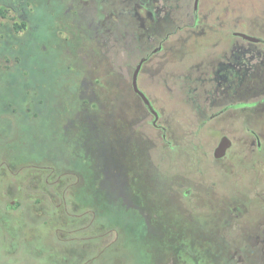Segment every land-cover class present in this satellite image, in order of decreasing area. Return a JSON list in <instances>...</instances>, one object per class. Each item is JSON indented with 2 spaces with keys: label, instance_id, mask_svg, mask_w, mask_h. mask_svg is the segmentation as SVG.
Wrapping results in <instances>:
<instances>
[{
  "label": "flooded vegetation",
  "instance_id": "1",
  "mask_svg": "<svg viewBox=\"0 0 264 264\" xmlns=\"http://www.w3.org/2000/svg\"><path fill=\"white\" fill-rule=\"evenodd\" d=\"M41 1L58 14L56 37L72 42L63 50L75 94L63 108L61 130L68 150L64 157L26 154L22 123L34 127L42 116L40 98L36 108L28 105L42 91L21 86L29 99L22 108L0 93V229L26 243L38 238L44 245H36L32 257L39 264H132L136 257L127 244L134 237L145 246L140 264H264V220L256 229L247 228L251 196L217 195L214 184L172 178L152 155L197 151L224 171L221 164L231 162L239 146L256 162L264 160V134L251 129L239 137L221 136L211 151L205 143L209 134L175 135L170 128L182 121L201 129L217 121L230 123L228 118L247 124L248 109L264 105V99L259 105L248 103L249 94L264 95V30H229V37L214 41L216 54L209 60H189L185 66L176 59L163 83L172 84L189 111L179 119L163 116L156 105L152 74L162 68L156 58L160 52L191 40L156 32L211 28L213 3L201 8L200 0L195 9L194 0L191 11L193 0H11L10 5L5 0L0 4V82L9 78L14 83L13 74L28 80L20 48L36 41ZM229 14L226 9L224 17ZM73 29L80 40L72 39ZM34 45L47 53L44 41ZM224 137L231 146L216 158ZM229 168L231 174L235 166ZM120 216L127 226L112 221ZM238 230L235 241L231 237ZM153 239L155 247L150 246Z\"/></svg>",
  "mask_w": 264,
  "mask_h": 264
},
{
  "label": "rangeland",
  "instance_id": "2",
  "mask_svg": "<svg viewBox=\"0 0 264 264\" xmlns=\"http://www.w3.org/2000/svg\"><path fill=\"white\" fill-rule=\"evenodd\" d=\"M4 1L0 0V3ZM208 3H213L216 7L215 16L212 17L210 22L211 28L176 32V29L173 27L156 32L157 36L163 37L168 32H175L172 35V39L184 38L191 40L188 42V45L178 47L177 49L176 46H168V48L172 49L165 48L156 56L158 62L162 61V68L160 67V71L152 74L151 94L163 116L184 119L189 115L187 108L182 107L181 94L170 89L172 87L171 83H163L164 75L167 72L169 73V71H173L174 67H176V59L182 61L185 66L189 60L200 58L209 60L216 54L214 41L218 38L229 37V30H249L248 32L264 30V0H202L200 7H205ZM47 6L45 2L41 1L36 10L35 19L40 24V31L37 32L35 37L36 41H33L28 46L24 44L20 48V54L25 59L23 60V64L29 70L30 76L28 80L26 81V78L22 75L13 74V78L15 77L14 83L9 78H5L0 82V93H2L4 98H9L10 96L16 100L17 105L22 108L26 106L29 99L27 97L28 94L20 87H34V85L39 87L42 92L37 95L34 94L35 96L32 98L33 103L29 100L30 103L28 105H33L36 108L38 106L36 100L40 98L43 101L41 107H44V111L39 120L36 121L34 127L22 123L21 129L26 139L24 150L27 152L26 154L30 155L34 154V152L44 151L52 153L53 156L64 157L67 154L64 150L67 151L68 149L64 142L65 134L61 130L66 120V110L63 108L68 107L69 102L73 100L75 94L73 89L74 83L70 79L71 73L66 68L67 52L63 50L66 45H72V42L62 43L56 37L55 24L60 20L58 14L51 13ZM193 7L194 0L191 3V11ZM226 9L230 14L225 18ZM184 12H186V9H184ZM218 15H221V19H217ZM72 33H74V37ZM63 36L65 37L66 34H63ZM71 37L75 39L74 41L81 39V36L75 29L72 30ZM39 41H44L47 44V53L41 54L35 48L36 44L34 45V43H38ZM27 42L29 43L30 40H27ZM170 43L171 41L167 44ZM70 83L71 86H69ZM30 95L32 97V93ZM262 99H264V95L260 97L248 95L249 104L258 102L259 105ZM109 100L112 102L113 98ZM250 108L245 117L249 119L246 125L241 121H236L232 124L233 120H229L228 118L226 122L230 123L217 121L213 126H205L200 129L197 126H190L189 124H184L182 121H178L176 125L170 126L171 133L175 135L194 133L200 137L209 134L205 140L206 149L213 151L223 135L239 137L248 133L246 129L264 134V105L257 106L256 108L253 107V110ZM223 118H227V115L223 116ZM240 150L238 146L237 150L233 153L232 161L229 162L227 160L221 164L227 175L214 163L211 157L202 156L197 151L188 152L186 149L183 151L157 150L152 155L162 161L164 171L172 178L186 176L197 179L205 185L214 184L217 195L234 197L235 194H238L243 199L251 196V199H249L251 209L247 218V228L256 229L258 223L264 220V160H260L261 163L256 162V158L251 159L249 154L247 155ZM230 165L235 166V168L231 174H228L232 170L229 168ZM227 168L230 171L227 172ZM107 218L110 219L108 216ZM123 218L120 216L119 219L115 218L112 221L119 222L120 224L123 223L127 226L128 221L122 220ZM240 232V230L234 232V237L231 238L239 241ZM131 239L127 245L129 247L131 245V252L136 257L132 261V264H140L145 257V246L137 237ZM36 245L41 246L44 244L40 243L38 238L37 241L29 238L26 243L25 238L0 229V264H39L32 257ZM156 245L158 243L153 239L150 246L155 247ZM43 258V261H46L47 256L44 255ZM48 264H52V262ZM125 264H129L128 261H125Z\"/></svg>",
  "mask_w": 264,
  "mask_h": 264
},
{
  "label": "water",
  "instance_id": "3",
  "mask_svg": "<svg viewBox=\"0 0 264 264\" xmlns=\"http://www.w3.org/2000/svg\"><path fill=\"white\" fill-rule=\"evenodd\" d=\"M199 2L200 0H196L195 2V9H198L199 7ZM240 36L242 37H245V38H249V39H252L254 40V37L250 36V35H247V34H239ZM139 70V68L137 69V71ZM145 101L150 105V102L147 98H145ZM154 111V110H153ZM231 146V140L228 138V137H224L220 144H219V147L216 149V153H215V157L216 158H222L225 156L227 150L230 148Z\"/></svg>",
  "mask_w": 264,
  "mask_h": 264
},
{
  "label": "trees",
  "instance_id": "4",
  "mask_svg": "<svg viewBox=\"0 0 264 264\" xmlns=\"http://www.w3.org/2000/svg\"><path fill=\"white\" fill-rule=\"evenodd\" d=\"M26 1V0H25ZM12 2H11V0H6V4L7 5H10ZM0 4H2V3H0ZM1 15H4L3 13L1 14ZM12 31V30H11ZM11 31L10 30H8V32H10L11 33Z\"/></svg>",
  "mask_w": 264,
  "mask_h": 264
}]
</instances>
